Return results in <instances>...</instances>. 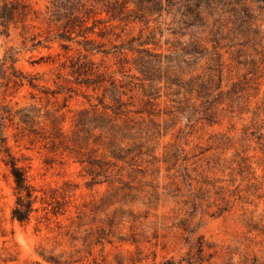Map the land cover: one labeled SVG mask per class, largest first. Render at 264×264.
Segmentation results:
<instances>
[{
	"label": "rangeland",
	"instance_id": "rangeland-1",
	"mask_svg": "<svg viewBox=\"0 0 264 264\" xmlns=\"http://www.w3.org/2000/svg\"><path fill=\"white\" fill-rule=\"evenodd\" d=\"M20 1L31 9L26 29L10 25L7 36L0 34V59L6 48H14L15 68L35 75L39 89L25 85L8 94L0 91V104L48 110L62 120L66 133L79 111L101 113L99 102L114 106L121 90L126 93L121 100L134 105L117 116L112 139L109 132L92 131L89 147L93 139L101 140L124 158H108L111 170H87L67 152L50 153L27 137L17 140L16 120L7 123L8 146L27 158L21 165L29 166L28 181L52 187L66 183L71 192L65 216L49 228L34 218L28 224L12 220L14 183L0 155V263L50 264L44 259L53 258L69 264H130L138 257L141 264H158L185 259L202 240L201 264H264V5L173 0L169 15L103 24L116 25L119 38L109 35L110 43L90 35L103 44L90 53L75 34L72 42L56 39L61 30L45 20L50 0ZM185 3L188 13L181 16ZM77 52L129 87L104 93L77 85L69 68ZM146 100L152 109L144 106ZM79 212L87 221L121 223L112 243L95 246L91 256L80 242L57 236L55 223L66 226L67 218ZM131 237L139 243L119 241Z\"/></svg>",
	"mask_w": 264,
	"mask_h": 264
},
{
	"label": "trees",
	"instance_id": "trees-1",
	"mask_svg": "<svg viewBox=\"0 0 264 264\" xmlns=\"http://www.w3.org/2000/svg\"><path fill=\"white\" fill-rule=\"evenodd\" d=\"M254 1L264 5V0ZM172 2L173 0H50L49 6L46 7L45 20L48 26L53 25L58 30H61L57 34L56 39L58 41L61 43L72 42L73 38L71 36L75 34L74 37L83 39L78 44L82 43L85 52L91 53L93 50L101 48L103 44L97 45L96 40L90 38V35L94 34L99 38L107 39L108 42H110L109 35H116L114 33L116 25L110 24L108 27L103 24L116 21L127 24L129 20L142 21L152 16L158 18L162 13L169 15L176 5V3ZM183 7L185 11L181 13V16L185 15L184 12L188 13V3L183 4ZM30 11V7L20 0H0V34L7 36L8 27L10 25L16 27L18 24H20L24 32L26 29L24 21ZM179 11L180 8L177 7L175 12L179 13ZM102 14L105 15L106 19L99 18ZM88 21H91V25H88ZM99 25H102V27L100 28ZM97 27L98 31L95 32ZM116 38L118 39L119 36L116 35ZM39 43L38 41L36 45H39ZM60 46L63 50H69V46L66 44H60ZM113 47L116 48L114 45ZM16 54L17 51L9 47L4 50L0 59V91L3 94H8L11 90L15 92L25 85L31 89L38 90L39 87L34 82L36 80L35 75L23 73L15 68L17 62ZM69 63L70 74L75 76L76 84L85 86L87 89L90 88L94 92L101 90L105 93L107 90H117L118 88L121 90L129 87L128 83H117L112 74L107 73L106 70H100L89 59L88 55H82L77 52L76 58H71ZM195 85L196 80L192 78L190 81L192 90ZM40 92L45 95V98L48 97V92ZM118 93L120 98L116 100L114 106L99 102L103 109L101 113H98L97 109L94 108L79 111L77 113L78 119L69 133L63 130L61 126L62 120H59L58 116L48 110H42V108L35 105L14 110L12 106L4 102L0 104V155H2L3 165L9 170L14 183L15 201L11 209L12 220L20 224H28L34 218L37 225L42 224L49 228L50 223L54 222L58 217L65 216L71 190L66 183L60 187H52L49 185L36 186L28 181L26 170L29 169V166L21 165L27 158L23 154L17 157L12 153L5 136V129L8 127L7 123L12 126L14 120H16L14 126L17 131L14 137L17 140L20 137H27L29 144L42 143V147L48 148L50 153L60 151V154H63L67 152L87 170H111L110 167L114 166V163L108 158L116 161H123L124 158L115 154L110 149L109 143H102L101 140L97 142L96 139H93L94 147H89V140L93 136L92 131L96 128L102 132H109L111 135L110 139H112L114 129L117 127V116L121 113L128 114L130 112L127 107L133 106V102H123L121 96L126 95V93L123 90ZM128 99L132 100L133 97H128ZM144 106L152 109L154 104L146 100ZM107 110L114 116L109 115ZM135 113H141V111ZM209 117L211 116L209 115ZM127 122H125L126 127L128 126ZM100 150H102V154L98 157ZM241 160L245 161V159ZM86 216L85 212H79L75 216V220L67 218L70 220L68 225L61 226L60 223L56 222L55 227L58 229L57 236L66 237L70 243L80 242L86 253L91 256L92 249L95 246H101V249H103L105 243H112L111 237L115 233L114 228H118L121 223L115 222L114 219H108L107 224H105L104 221H96L94 217L87 221ZM119 239V241L131 245L139 243L134 237H131V240ZM202 243V240L196 242L194 253L187 254L185 259L175 261L169 258L158 264H182V261L185 264H201L204 261ZM77 252H79V249ZM140 254V252L135 253L136 256ZM44 260L50 264L68 263L58 262L53 258H45ZM141 261L142 258L137 257L131 259L130 264H141ZM29 264L42 263L33 261Z\"/></svg>",
	"mask_w": 264,
	"mask_h": 264
}]
</instances>
